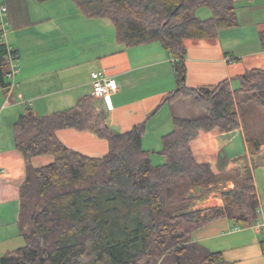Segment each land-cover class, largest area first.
<instances>
[{
  "label": "trees",
  "instance_id": "1",
  "mask_svg": "<svg viewBox=\"0 0 264 264\" xmlns=\"http://www.w3.org/2000/svg\"><path fill=\"white\" fill-rule=\"evenodd\" d=\"M73 2L87 18L111 21L119 43L136 47L160 42L169 52L177 86L160 106L172 108L173 129L162 137L159 151L146 150V123L120 132L109 125L108 113L94 95L49 115L31 110L21 115L13 132L26 161L18 221L25 246L6 253L0 264H230L221 252L195 241L194 234L220 219L237 229L255 226L261 217L256 166L216 174L210 164L196 161L191 143L201 132L242 128L252 153L260 152L264 120L254 112L264 110V69L238 76L236 90L230 80L190 88L186 59L189 40L216 39L221 30L237 25L236 0H222L207 20L196 12L214 5L213 0ZM260 41L264 50V32ZM9 73L8 47L0 44V88L10 86ZM187 99L197 111L180 116L176 106ZM67 129L94 133L108 142V154L91 157L69 148L58 136ZM45 155L54 162L32 165L34 157ZM154 155L164 161L155 165ZM228 182L232 189L219 187ZM198 188L203 191L189 198ZM213 191L223 206L192 209L195 200Z\"/></svg>",
  "mask_w": 264,
  "mask_h": 264
},
{
  "label": "crops",
  "instance_id": "2",
  "mask_svg": "<svg viewBox=\"0 0 264 264\" xmlns=\"http://www.w3.org/2000/svg\"><path fill=\"white\" fill-rule=\"evenodd\" d=\"M3 2L7 44L18 53L19 72L9 78V87L0 88L1 257L10 252L12 240L20 234V188L26 178V161L15 146L13 126L21 115L31 110L44 116L75 106L83 97L93 95L91 75L99 71L114 78L119 86L111 97L112 108L97 99L108 113L109 125L124 133L146 123L144 148L159 151L162 137L173 129L172 108L160 105L177 86L173 59L160 42L127 47L119 43L111 21L87 18L73 0ZM213 2L197 11L200 19H210L220 9L222 0ZM236 8V26L221 30L216 39L187 42L190 88L213 87L230 80L236 90L240 86L238 76L252 68L264 69L260 41L264 0H236ZM58 136L69 148L87 156L103 157L109 152L108 142L91 132L67 129L59 131ZM146 144L157 147L147 148ZM191 148L196 161L210 164L216 174L245 167L250 161L251 167L255 161L258 167L264 165L260 163L264 147L260 153L251 154L243 129L201 132ZM53 162L50 155L32 159L37 168ZM226 187L232 189L234 184L228 182ZM208 195L196 200L193 209L223 206L218 192ZM262 237L255 227L237 229L228 219L213 221L194 234L195 241L212 252H221L230 264H264Z\"/></svg>",
  "mask_w": 264,
  "mask_h": 264
},
{
  "label": "built area",
  "instance_id": "3",
  "mask_svg": "<svg viewBox=\"0 0 264 264\" xmlns=\"http://www.w3.org/2000/svg\"><path fill=\"white\" fill-rule=\"evenodd\" d=\"M6 6L3 0H0V44H5L8 47L10 59V73L9 78H14L19 72V65L17 64L18 54H14V49L7 44L8 29L5 21ZM93 95L96 99L106 102L107 108H112L111 97L119 90L117 81L114 78L104 75V73L95 71L91 75ZM260 219L255 224V228L262 233L264 238V217L260 210Z\"/></svg>",
  "mask_w": 264,
  "mask_h": 264
},
{
  "label": "rangeland",
  "instance_id": "4",
  "mask_svg": "<svg viewBox=\"0 0 264 264\" xmlns=\"http://www.w3.org/2000/svg\"><path fill=\"white\" fill-rule=\"evenodd\" d=\"M200 9V8H199ZM198 9V10H199ZM197 10V11H198ZM196 15H197V12H196ZM197 17H198V15H197ZM251 59H255V58H251ZM167 107H168V109L170 108V106L169 105H167ZM196 108V107H195ZM194 108V105H193V101L191 100V99H187V100H184V102H180V103H178L177 104V106H176V110H177V112L179 113V115L180 116H184V117H189L191 114H192V112H193V110H196L197 111V109H195ZM255 113V115L254 116H256L257 117V119L258 120H264V110H257L256 112H254ZM258 120H256V121H258ZM240 129H242V128H240ZM147 148L148 147H150V148H156L157 146H155V145H145ZM262 147H264V145H262L261 147H260V152H261V150H262ZM250 150V152H251V154H257V153H252V151H251V149H249ZM263 151H264V149H263ZM260 152H258V153H260ZM164 160H163V157L162 156H159V155H154L153 156V163L155 164V165H158V164H160V163H162ZM263 161V163H264V154H263V156H262V159L260 160V163ZM253 162V161H252ZM250 163H251V161L250 162H248V164L246 163V165L248 166H250ZM51 164V163H50ZM255 166H256V177H257V180H258V187L260 188V192H261V202H262V204H264V165H259V167H258V162L257 161H255ZM234 169H237V167L236 168H234ZM222 187H226V185L225 186H222ZM197 193H200V192H196V191H191V194H190V196H189V198H194L195 197V195L197 194ZM213 194V193H217L216 191H213V192H210L209 194ZM209 196H211V195H206L205 197H204V199L205 198H207V197H209ZM213 196V195H212ZM219 196H220V194H219ZM196 201V200H195ZM193 206H194V204L192 205V209H193ZM219 207V206H218ZM199 209H201V208H199ZM263 209V208H262ZM261 209V210H262ZM193 210H195V209H193ZM20 233V232H19ZM23 246H25V240H24V238H23V236L21 235V234H19V236L18 237H15L13 240H12V242H11V244H10V251H13V250H15V249H18V248H20V247H23ZM2 249L0 248V251H1ZM4 256V255H3ZM0 258H1V256H0Z\"/></svg>",
  "mask_w": 264,
  "mask_h": 264
},
{
  "label": "water",
  "instance_id": "5",
  "mask_svg": "<svg viewBox=\"0 0 264 264\" xmlns=\"http://www.w3.org/2000/svg\"><path fill=\"white\" fill-rule=\"evenodd\" d=\"M210 92H211V89H207V90H206V93H207V94H210ZM200 191H203V189H201V188L196 189V192H200ZM190 197H191V196H190Z\"/></svg>",
  "mask_w": 264,
  "mask_h": 264
}]
</instances>
